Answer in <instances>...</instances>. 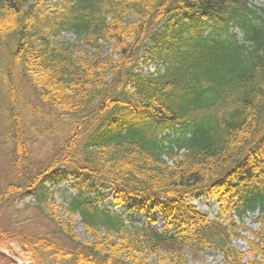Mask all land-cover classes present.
Returning <instances> with one entry per match:
<instances>
[{
  "label": "trees",
  "instance_id": "16d2710c",
  "mask_svg": "<svg viewBox=\"0 0 264 264\" xmlns=\"http://www.w3.org/2000/svg\"><path fill=\"white\" fill-rule=\"evenodd\" d=\"M147 42L163 72L139 73ZM0 170V264H18L13 245L33 264H186L208 249L264 264V4L0 0ZM56 171L77 182L67 207L45 189ZM97 183L166 211V230L99 208ZM204 192L214 219L189 201ZM32 210L52 232L24 229ZM257 211L239 251L233 216Z\"/></svg>",
  "mask_w": 264,
  "mask_h": 264
},
{
  "label": "rangeland",
  "instance_id": "374dc122",
  "mask_svg": "<svg viewBox=\"0 0 264 264\" xmlns=\"http://www.w3.org/2000/svg\"><path fill=\"white\" fill-rule=\"evenodd\" d=\"M257 7L262 5V2L259 0H256L253 2ZM234 33L237 35L238 39L242 40V33L237 28L235 29ZM62 39L69 41V42H76V38L71 33H66L62 36ZM151 50V44L148 42L146 44V47L144 48V53L142 54L144 60H148L150 63L149 66H145L142 63V66L140 67V72L147 73L148 70L155 71V70H163L162 63L156 58V56H153L150 54ZM173 137V135H172ZM3 168V166H2ZM0 173L2 171L0 170ZM55 177L50 176L47 182V188L49 189L50 193L54 196V198L57 200V203L59 206H66L67 201L70 200L71 197H73L77 190L74 187L76 185V180L67 175L60 177L59 174H55ZM95 190L97 191V194H104L105 199L103 203L100 204V206L103 208H111L113 212H117L119 214H124V217L126 218L127 222L133 223V224H144L146 221H148L151 218H156L158 220L157 226L161 227V212L159 210H152L150 206L146 205L145 207H142L141 201L126 198L122 200L120 203L114 201L115 196V190L108 189L106 185H103L102 183H97L95 185ZM33 197L32 194L26 193L23 196H21L17 201V206L21 207L25 202H28ZM119 203V204H118ZM116 205V207H113ZM194 205L197 207L199 212L201 213H209L211 218L215 217V214L217 212V205L214 199L210 198L207 195H204L201 198H196L194 200ZM34 214L35 211H32ZM62 213L65 212L64 209L61 210ZM258 216V213L255 212L253 214H250L247 218L244 220V227L248 228L249 231L243 233L244 236H246L248 239L252 238V232L257 231L260 228V225L255 222V218ZM11 212L8 210L5 211L2 214V222L7 223L8 221H11ZM76 223H79V219L76 220ZM240 224V222H239ZM26 230L35 233V234H43V233H50L53 230L52 224L47 221L45 218H40L37 216H34V219L32 223L25 224ZM240 226V225H239ZM77 236L87 241L89 240L88 237L85 236L83 228L78 225L75 229ZM234 246L239 251H247L248 246L247 242L245 240H238L234 243ZM16 252H19V248L17 247L15 249ZM185 258L187 260L186 264H224L223 263V256L221 253L213 250H204L200 251L198 254L194 256L192 252L185 251L184 252ZM17 260H19V264H28V257L20 254V257H15ZM245 261H249V258H246ZM153 264H157L155 260H152Z\"/></svg>",
  "mask_w": 264,
  "mask_h": 264
}]
</instances>
